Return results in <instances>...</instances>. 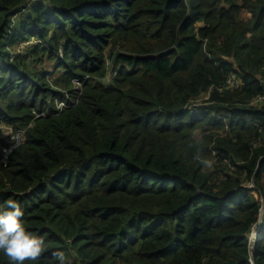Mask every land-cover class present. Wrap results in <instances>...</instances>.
Masks as SVG:
<instances>
[{
    "label": "trees",
    "instance_id": "16d2710c",
    "mask_svg": "<svg viewBox=\"0 0 264 264\" xmlns=\"http://www.w3.org/2000/svg\"><path fill=\"white\" fill-rule=\"evenodd\" d=\"M263 94L264 0H0V211L35 264H264Z\"/></svg>",
    "mask_w": 264,
    "mask_h": 264
},
{
    "label": "clouds",
    "instance_id": "9594fccd",
    "mask_svg": "<svg viewBox=\"0 0 264 264\" xmlns=\"http://www.w3.org/2000/svg\"><path fill=\"white\" fill-rule=\"evenodd\" d=\"M23 215L20 204L13 199L7 200L6 207L0 211V252L8 258L9 264H35L46 250L44 238L25 228ZM53 257L56 264L57 261L67 264L64 251L53 252Z\"/></svg>",
    "mask_w": 264,
    "mask_h": 264
},
{
    "label": "built area",
    "instance_id": "2783aa9c",
    "mask_svg": "<svg viewBox=\"0 0 264 264\" xmlns=\"http://www.w3.org/2000/svg\"><path fill=\"white\" fill-rule=\"evenodd\" d=\"M107 65L108 66L111 65V62L110 61L107 62ZM74 83L77 89H81L80 80L74 79ZM240 85H241L240 80L236 79L235 75L232 74L228 77L225 87L236 89L239 88ZM78 101H79V95L71 96L70 94H65V96H63L61 99L56 100V109L62 110L63 108H66L68 106H74L78 103ZM252 103H264V94L255 98ZM34 114H35V118H37V117L47 116L49 114V111H43V112L34 111ZM32 125L33 122H31L29 126ZM0 127H1L0 129H2L5 128L6 126L3 125V123H0ZM10 130H11V134H10V139L8 140L9 144L2 147V154L0 156V165L3 164L4 166L7 165L9 161V155L13 152V150L25 140L27 127L15 129L14 127L11 126ZM255 225L253 227V232L258 227L257 226L255 228Z\"/></svg>",
    "mask_w": 264,
    "mask_h": 264
},
{
    "label": "rangeland",
    "instance_id": "374dc122",
    "mask_svg": "<svg viewBox=\"0 0 264 264\" xmlns=\"http://www.w3.org/2000/svg\"><path fill=\"white\" fill-rule=\"evenodd\" d=\"M249 16L250 15L247 13V11H243V13H242L243 18L247 19ZM36 42L37 41H35V40H31L29 43H23V44H20L18 46L11 48L10 51L13 54H15V53H26V52H28V50L31 48V46L33 44H36ZM33 65H35V68H37V69H47L49 71L54 72V60H50L46 56L41 61L33 62ZM58 75H60L59 70H56L54 73H51L52 77H56ZM111 81H112V73H111V71H109L108 76L103 79V83L107 85V84L111 83ZM208 97H209V93H207V92L203 93L197 100L192 102V108H197L196 105H198V104L204 105L205 101L208 99ZM3 125H5L6 127L0 129V138L4 140V136L11 134V130H10L11 126L6 125V124H3ZM2 147H1V149H2ZM259 198L261 199V197H259ZM263 211H264V209L261 208V214L263 213ZM260 222H261V218L259 219L258 224ZM258 224L255 225V228L258 226ZM250 239L253 241L254 237L251 236Z\"/></svg>",
    "mask_w": 264,
    "mask_h": 264
}]
</instances>
